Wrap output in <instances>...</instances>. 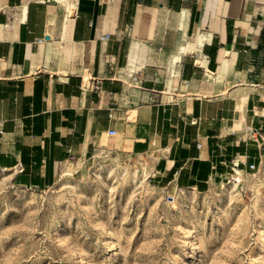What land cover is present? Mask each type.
<instances>
[{"label": "crops", "instance_id": "crops-1", "mask_svg": "<svg viewBox=\"0 0 264 264\" xmlns=\"http://www.w3.org/2000/svg\"><path fill=\"white\" fill-rule=\"evenodd\" d=\"M109 151L168 194L260 167L264 0H0V173L45 189Z\"/></svg>", "mask_w": 264, "mask_h": 264}, {"label": "rangeland", "instance_id": "rangeland-1", "mask_svg": "<svg viewBox=\"0 0 264 264\" xmlns=\"http://www.w3.org/2000/svg\"><path fill=\"white\" fill-rule=\"evenodd\" d=\"M146 162L97 152L45 189L0 173V264H264V163L220 195L168 194Z\"/></svg>", "mask_w": 264, "mask_h": 264}, {"label": "bare ground", "instance_id": "bare-ground-1", "mask_svg": "<svg viewBox=\"0 0 264 264\" xmlns=\"http://www.w3.org/2000/svg\"><path fill=\"white\" fill-rule=\"evenodd\" d=\"M143 175L146 176L147 175V171L145 169H143ZM69 174V173H68ZM242 182V174L237 172L236 175H234L233 177H230V179L228 180V183H223L222 184V188H221V193L220 195H224L225 192L227 191L228 189V185H231V186H236L238 184H240Z\"/></svg>", "mask_w": 264, "mask_h": 264}, {"label": "built area", "instance_id": "built-area-1", "mask_svg": "<svg viewBox=\"0 0 264 264\" xmlns=\"http://www.w3.org/2000/svg\"><path fill=\"white\" fill-rule=\"evenodd\" d=\"M106 38H107V37H103L102 39H106ZM132 80H133V81H135V80H136V78H133ZM183 84H184V85H188V82H187V81H185ZM110 134H111V135H113V134H114V132H113V131H111V132H110ZM198 146H200V145L198 144ZM249 169H250V170H254V169H255L254 165H249Z\"/></svg>", "mask_w": 264, "mask_h": 264}]
</instances>
